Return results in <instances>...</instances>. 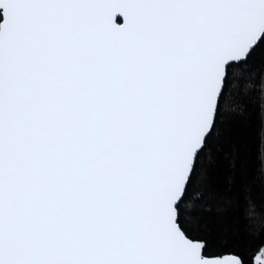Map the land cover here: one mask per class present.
Segmentation results:
<instances>
[{"label":"snow or ice","instance_id":"6c2138e0","mask_svg":"<svg viewBox=\"0 0 264 264\" xmlns=\"http://www.w3.org/2000/svg\"><path fill=\"white\" fill-rule=\"evenodd\" d=\"M0 264H264V0H0Z\"/></svg>","mask_w":264,"mask_h":264}]
</instances>
